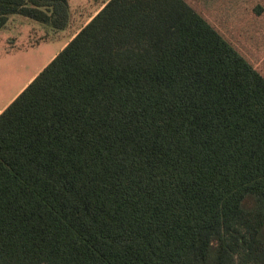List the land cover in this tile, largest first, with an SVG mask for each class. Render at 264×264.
Here are the masks:
<instances>
[{
  "label": "trees",
  "instance_id": "trees-1",
  "mask_svg": "<svg viewBox=\"0 0 264 264\" xmlns=\"http://www.w3.org/2000/svg\"><path fill=\"white\" fill-rule=\"evenodd\" d=\"M0 264H264V82L181 0H108L0 113Z\"/></svg>",
  "mask_w": 264,
  "mask_h": 264
},
{
  "label": "rangeland",
  "instance_id": "rangeland-1",
  "mask_svg": "<svg viewBox=\"0 0 264 264\" xmlns=\"http://www.w3.org/2000/svg\"><path fill=\"white\" fill-rule=\"evenodd\" d=\"M181 2L192 9L200 21L264 82V0H181ZM87 4L91 5L85 1L82 14L89 9ZM70 16L73 18L74 13H70L68 6L66 25L71 20ZM27 18L30 19L27 24L28 30L26 26L10 24L1 31V34L7 37L0 41V104L15 93L20 85L59 49L65 33L58 30L70 31L73 28L65 25L61 29H56L49 24L48 27L58 31L53 35L54 31L50 29L42 31L34 23L36 20ZM16 23L20 24V20L17 19ZM27 31L29 32L26 34Z\"/></svg>",
  "mask_w": 264,
  "mask_h": 264
},
{
  "label": "crops",
  "instance_id": "crops-1",
  "mask_svg": "<svg viewBox=\"0 0 264 264\" xmlns=\"http://www.w3.org/2000/svg\"><path fill=\"white\" fill-rule=\"evenodd\" d=\"M85 1H87L88 3H91V5L89 6L87 4V6L89 7V9L82 14L81 11L82 9H84L83 4L85 3ZM108 0H67L68 2V6H69V10L70 13L73 14L74 16L72 18V16H70L71 20H69V23L66 26H73V28L70 31L67 30H58V31H62L60 33H65L64 38L62 39V43L59 46V49L53 53L44 63H42V65L39 67V69H37L36 71H34L28 78L27 80L20 85V87L15 91V93H13L7 100H5L3 103L0 104V113L1 111L17 96V94H19V92L37 75V73L75 36V34L84 26L86 25L91 18L98 13V11L106 4ZM79 15H81V17L79 18ZM77 16V17H76ZM17 19L20 20V24H17L16 21ZM28 19L27 17H24L22 15H10L8 18L7 23L0 28V41L5 37H7L5 34H1V31L7 27H9V25H15L16 26H26L27 28V24H28ZM34 22V20H32ZM34 23L37 24L38 28L41 29L42 31L50 29L51 31H54L52 34L56 35L58 31L53 30L52 28L48 27L50 26L49 24L46 23H40L35 21ZM29 31L26 32V34ZM44 37V36H43ZM42 38V37H41ZM47 38L45 37L44 40H46ZM42 41V39L40 40ZM1 54V52H0Z\"/></svg>",
  "mask_w": 264,
  "mask_h": 264
}]
</instances>
